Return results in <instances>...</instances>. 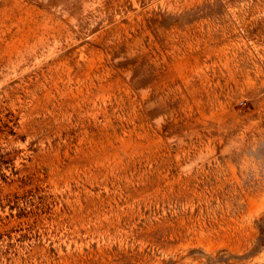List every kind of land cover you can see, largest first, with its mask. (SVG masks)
Listing matches in <instances>:
<instances>
[{
  "label": "rangeland",
  "instance_id": "rangeland-1",
  "mask_svg": "<svg viewBox=\"0 0 264 264\" xmlns=\"http://www.w3.org/2000/svg\"><path fill=\"white\" fill-rule=\"evenodd\" d=\"M0 264H264V0H0Z\"/></svg>",
  "mask_w": 264,
  "mask_h": 264
}]
</instances>
